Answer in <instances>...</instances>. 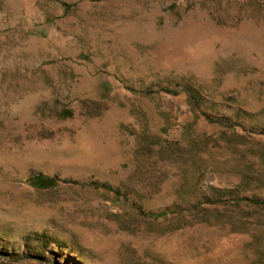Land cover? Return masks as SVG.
<instances>
[{
    "label": "rangeland",
    "instance_id": "374dc122",
    "mask_svg": "<svg viewBox=\"0 0 264 264\" xmlns=\"http://www.w3.org/2000/svg\"><path fill=\"white\" fill-rule=\"evenodd\" d=\"M263 131L264 0H0V264H264Z\"/></svg>",
    "mask_w": 264,
    "mask_h": 264
},
{
    "label": "trees",
    "instance_id": "16d2710c",
    "mask_svg": "<svg viewBox=\"0 0 264 264\" xmlns=\"http://www.w3.org/2000/svg\"><path fill=\"white\" fill-rule=\"evenodd\" d=\"M64 116H68L70 114L69 111L67 112H64ZM264 134V131L262 132ZM36 181L33 182L35 184L36 187L38 188H43V187H46V186H50L52 185L53 183L51 182V180H49L48 178H44V177H36L35 179Z\"/></svg>",
    "mask_w": 264,
    "mask_h": 264
}]
</instances>
